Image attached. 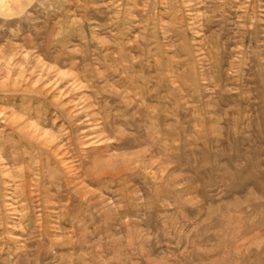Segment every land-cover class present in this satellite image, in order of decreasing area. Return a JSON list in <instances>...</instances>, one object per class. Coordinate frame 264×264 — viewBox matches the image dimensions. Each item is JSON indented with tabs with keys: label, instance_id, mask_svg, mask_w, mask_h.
<instances>
[{
	"label": "rangeland",
	"instance_id": "1",
	"mask_svg": "<svg viewBox=\"0 0 264 264\" xmlns=\"http://www.w3.org/2000/svg\"><path fill=\"white\" fill-rule=\"evenodd\" d=\"M0 264H264V0H0Z\"/></svg>",
	"mask_w": 264,
	"mask_h": 264
}]
</instances>
